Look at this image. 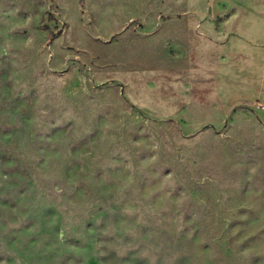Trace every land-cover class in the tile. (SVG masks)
<instances>
[{
	"label": "rangeland",
	"instance_id": "obj_1",
	"mask_svg": "<svg viewBox=\"0 0 264 264\" xmlns=\"http://www.w3.org/2000/svg\"><path fill=\"white\" fill-rule=\"evenodd\" d=\"M0 264H264V0H0Z\"/></svg>",
	"mask_w": 264,
	"mask_h": 264
}]
</instances>
